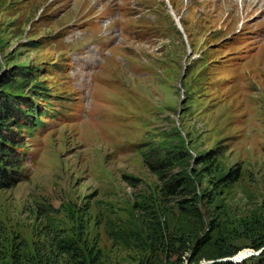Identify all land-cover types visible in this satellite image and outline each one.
Instances as JSON below:
<instances>
[{
	"label": "rangeland",
	"instance_id": "374dc122",
	"mask_svg": "<svg viewBox=\"0 0 264 264\" xmlns=\"http://www.w3.org/2000/svg\"><path fill=\"white\" fill-rule=\"evenodd\" d=\"M4 96L0 264L263 251L264 0H0Z\"/></svg>",
	"mask_w": 264,
	"mask_h": 264
},
{
	"label": "trees",
	"instance_id": "16d2710c",
	"mask_svg": "<svg viewBox=\"0 0 264 264\" xmlns=\"http://www.w3.org/2000/svg\"><path fill=\"white\" fill-rule=\"evenodd\" d=\"M23 72H27V70L23 69ZM24 101L21 98L17 97H0V111L7 109H11V105H15L19 107ZM20 106V107H21ZM5 107V108H4ZM32 105H28L27 107L24 108L23 110V116L28 114L30 111L32 112L33 109H31ZM4 108V109H3ZM21 115L20 118H23ZM40 115L35 114L34 118L35 121L39 119ZM1 113H0V121L1 120ZM34 118H30V121H32ZM2 122H0L1 124ZM18 127H28L25 123H18L16 122L15 124ZM12 137L11 136H5V134L2 131V127L0 126V187H5L11 184L12 178H14V173L17 172L16 170H12L13 168L16 169L17 167V155L14 149V146H12ZM13 166V167H12ZM12 168V169H11ZM183 179L177 178L175 180L176 184H181ZM259 240H252L249 246L251 248H259L261 245L264 244V236L259 235L257 237ZM175 241H182V240H175ZM204 241H209V240H204ZM205 242V243H206ZM64 250L66 252H69L74 255L75 251V246H72V244L69 243H63ZM72 246V247H71ZM62 250V251H64ZM215 252L212 255L215 258H225V257H234V258H240L242 251H240V247L234 246L230 244L228 241H218L217 244H215L214 248ZM95 253H97L95 251ZM193 259H189V263H191ZM97 261V254L92 255L91 261L87 264H96ZM180 263V259L177 258L176 260H172L170 264H178ZM208 264H264V249L261 253L258 255H250L247 257H244L240 261H233V260H217V261H212Z\"/></svg>",
	"mask_w": 264,
	"mask_h": 264
},
{
	"label": "water",
	"instance_id": "95a60500",
	"mask_svg": "<svg viewBox=\"0 0 264 264\" xmlns=\"http://www.w3.org/2000/svg\"><path fill=\"white\" fill-rule=\"evenodd\" d=\"M246 253H250V251H245L241 254L240 258H242L243 255H245ZM240 258H234V257H225V258H219V259H215V260H212V261H217V260H237V259H240ZM210 262V261H209Z\"/></svg>",
	"mask_w": 264,
	"mask_h": 264
},
{
	"label": "bare ground",
	"instance_id": "6f19581e",
	"mask_svg": "<svg viewBox=\"0 0 264 264\" xmlns=\"http://www.w3.org/2000/svg\"><path fill=\"white\" fill-rule=\"evenodd\" d=\"M246 255V254H245ZM242 258H240V259H237V260H235V261H239V260H241Z\"/></svg>",
	"mask_w": 264,
	"mask_h": 264
}]
</instances>
